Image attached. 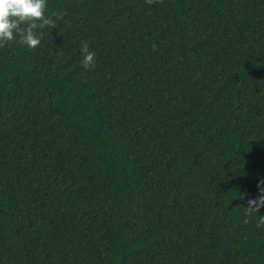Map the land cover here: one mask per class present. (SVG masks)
Listing matches in <instances>:
<instances>
[{
	"label": "trees",
	"instance_id": "trees-1",
	"mask_svg": "<svg viewBox=\"0 0 264 264\" xmlns=\"http://www.w3.org/2000/svg\"><path fill=\"white\" fill-rule=\"evenodd\" d=\"M44 14L0 46V264H264V0Z\"/></svg>",
	"mask_w": 264,
	"mask_h": 264
},
{
	"label": "clouds",
	"instance_id": "clouds-1",
	"mask_svg": "<svg viewBox=\"0 0 264 264\" xmlns=\"http://www.w3.org/2000/svg\"><path fill=\"white\" fill-rule=\"evenodd\" d=\"M46 0H0V46H3L14 38H19L28 48H36L40 45V35L34 30L45 25L54 27L56 20L45 16ZM57 19L61 13H54ZM25 25L21 27V25ZM80 51L83 54L82 67L88 69L95 64V53L89 50L87 41H81ZM264 180L258 182L259 195L248 200L246 207L250 211H256L264 206ZM244 223H247L245 217ZM264 225V215H259L257 227Z\"/></svg>",
	"mask_w": 264,
	"mask_h": 264
}]
</instances>
